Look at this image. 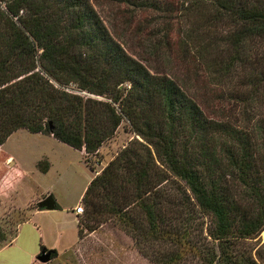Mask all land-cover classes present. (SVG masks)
Segmentation results:
<instances>
[{
  "label": "trees",
  "instance_id": "16d2710c",
  "mask_svg": "<svg viewBox=\"0 0 264 264\" xmlns=\"http://www.w3.org/2000/svg\"><path fill=\"white\" fill-rule=\"evenodd\" d=\"M0 1V145L24 128L93 154L124 119L143 142L88 180L87 221L113 216L153 264H264L250 242L264 225V0H109L125 29L139 18L144 56L92 0ZM160 60L218 100L146 62Z\"/></svg>",
  "mask_w": 264,
  "mask_h": 264
},
{
  "label": "rangeland",
  "instance_id": "374dc122",
  "mask_svg": "<svg viewBox=\"0 0 264 264\" xmlns=\"http://www.w3.org/2000/svg\"><path fill=\"white\" fill-rule=\"evenodd\" d=\"M92 3L123 47L131 54L144 56L140 51L143 49L136 45L139 18L135 16L125 29L122 3L109 0H92ZM176 27L174 24L175 31ZM222 30L223 27L217 28V34ZM146 62L158 69L175 71V78L192 85L190 92L200 99L201 105L218 100L219 94L215 92V97L204 79L196 83L180 65H167L164 60ZM198 86L202 87L200 91ZM206 98L207 102L203 101ZM219 103L222 111L228 106L226 99ZM203 110L207 115L212 114L209 108ZM260 114L264 115V106ZM134 138L143 142L122 119L95 153L85 155L47 134L28 132L24 128L11 132L0 145V264H153L139 253L133 239L113 216L104 213L99 215L102 218L99 223L87 221L80 201L86 181ZM47 194L52 196L57 208H37L36 201ZM78 201L83 210L75 215L71 207ZM202 218L204 224L209 222L208 215ZM87 222L95 227L88 230L84 225ZM256 240L264 243V225L250 242ZM40 244L54 250L44 262L35 258Z\"/></svg>",
  "mask_w": 264,
  "mask_h": 264
},
{
  "label": "water",
  "instance_id": "95a60500",
  "mask_svg": "<svg viewBox=\"0 0 264 264\" xmlns=\"http://www.w3.org/2000/svg\"><path fill=\"white\" fill-rule=\"evenodd\" d=\"M35 205L37 208L41 209H54L55 208V202L51 195L47 194L43 198L36 201ZM51 251L50 249H47L46 251H43L41 248L39 252L35 255V258L39 261H47L50 257Z\"/></svg>",
  "mask_w": 264,
  "mask_h": 264
},
{
  "label": "built area",
  "instance_id": "2783aa9c",
  "mask_svg": "<svg viewBox=\"0 0 264 264\" xmlns=\"http://www.w3.org/2000/svg\"><path fill=\"white\" fill-rule=\"evenodd\" d=\"M82 204L80 203V201H78L74 206L71 207V211L73 214H81L82 213Z\"/></svg>",
  "mask_w": 264,
  "mask_h": 264
},
{
  "label": "flooded vegetation",
  "instance_id": "af4514ba",
  "mask_svg": "<svg viewBox=\"0 0 264 264\" xmlns=\"http://www.w3.org/2000/svg\"><path fill=\"white\" fill-rule=\"evenodd\" d=\"M41 248L43 249V251H46V250H47V249H45L43 246H41V247L39 248V250H40ZM38 252H39V251H38ZM38 252H37V253H38ZM51 256H52V255L50 254V257H51ZM50 257H49V258H50Z\"/></svg>",
  "mask_w": 264,
  "mask_h": 264
},
{
  "label": "crops",
  "instance_id": "0c3cea01",
  "mask_svg": "<svg viewBox=\"0 0 264 264\" xmlns=\"http://www.w3.org/2000/svg\"><path fill=\"white\" fill-rule=\"evenodd\" d=\"M88 181V180H87ZM87 181H86V183H87Z\"/></svg>",
  "mask_w": 264,
  "mask_h": 264
}]
</instances>
